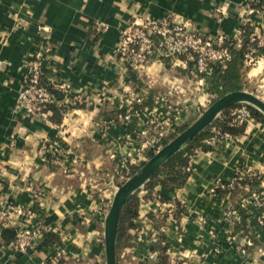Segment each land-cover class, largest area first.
Wrapping results in <instances>:
<instances>
[{
    "label": "crops",
    "instance_id": "1",
    "mask_svg": "<svg viewBox=\"0 0 264 264\" xmlns=\"http://www.w3.org/2000/svg\"><path fill=\"white\" fill-rule=\"evenodd\" d=\"M164 18L205 38L234 39L248 29L256 53L252 65L243 64V91L264 102V0H0V264H105L104 221L116 187L138 166L146 122L169 120L176 135L212 100L181 62L152 59L129 69L117 57L129 22ZM32 62L48 83L67 86L63 113L14 112ZM142 90L173 93L168 104L130 112ZM187 171L179 188L133 193L137 217L116 248V264H264V195L259 204L247 201L237 225L229 211L248 196L222 188L252 171L264 189V126L250 116L242 134L195 150ZM169 206L172 217L164 213ZM25 229L37 234L18 252L13 242ZM5 230L15 239L3 240ZM157 244L165 247L163 263L147 260Z\"/></svg>",
    "mask_w": 264,
    "mask_h": 264
},
{
    "label": "built area",
    "instance_id": "2",
    "mask_svg": "<svg viewBox=\"0 0 264 264\" xmlns=\"http://www.w3.org/2000/svg\"><path fill=\"white\" fill-rule=\"evenodd\" d=\"M215 12H220V9H215ZM253 43V40H250ZM240 47L241 36L234 39L226 38L225 36H217L215 38H205L197 32L188 28L185 24L174 23L172 20L164 18L161 20H133L123 27L120 31L119 40L116 47V55L119 60L129 69H135L145 65L150 60H158L161 62L177 63L181 62L188 67L191 66V74L193 76L207 75L210 72L212 64H218L225 68L226 64L231 60L229 46ZM256 53L254 46L248 47L246 63L251 65L254 63L253 56ZM44 75L36 62H32L27 66V71L22 76L21 89L14 103V112L22 117H34L37 114H45L50 112V105H65L63 96L66 95L68 88L64 84L52 85L54 90L58 92V96L52 94L46 86L42 84ZM202 82V79H200ZM147 90H142L141 94H146ZM172 90L167 91L165 95L155 93L152 96L154 104H168L167 96L172 94ZM140 95V94H139ZM143 96H137L133 101L141 102ZM155 107V106H154ZM229 115L232 118V124H245L250 117L247 104H239L229 109ZM105 127V124H101ZM108 125V124H107ZM175 128L169 120L159 121L158 117L151 116L146 122V128L141 132L144 137V147L138 152L139 158L136 165L145 162L149 155L145 154L144 150L149 153H156L160 146L158 142L174 133ZM217 130L213 129V136L205 139L203 142L214 146L220 140L218 139ZM223 138V137H222ZM60 149H54L55 156L60 155ZM140 159V160H139ZM126 166V162H124ZM240 177L253 178L257 176L255 172L246 171L238 172ZM233 180L222 187H231ZM245 191L248 187L245 186ZM264 195V189L260 192H252L245 199L240 200L242 207H245L247 201H252L256 204L260 203L261 196ZM0 211V219L4 216ZM13 212L19 216L24 215L27 218L32 216L31 210H23L15 208ZM175 209L169 206L164 213L172 217ZM229 214L237 216L234 209L229 211ZM37 231L25 229L19 232L13 242V247L18 252H25L31 241L35 238ZM138 239L139 236H138ZM147 260L156 261L157 253L152 251L149 253Z\"/></svg>",
    "mask_w": 264,
    "mask_h": 264
},
{
    "label": "trees",
    "instance_id": "3",
    "mask_svg": "<svg viewBox=\"0 0 264 264\" xmlns=\"http://www.w3.org/2000/svg\"><path fill=\"white\" fill-rule=\"evenodd\" d=\"M250 31L246 29L244 33L241 35V45L240 47H235L230 45L229 51L231 54V60L226 64L225 68H222L218 64H212L209 74L207 75H199L196 76L199 79H202L204 82V90L207 94L212 96H216L217 99L221 96L234 92V91H243L244 89V82H243V72L245 61L247 59L248 54V47L253 46L254 44L249 40ZM167 63V61H165ZM189 72L191 73V66L188 67ZM42 84L46 86V88L54 95L58 96V92L54 90L53 86L48 83L45 79H43ZM150 92L145 94V99L141 102H137L131 106L130 112L139 111L144 106L151 107L153 105L152 96L150 97ZM216 100V99H215ZM214 99L212 102L215 101ZM239 105V104H237ZM237 105L231 106L233 108ZM70 106L63 105H50L49 110L53 113H63L66 111ZM224 110L220 113L219 117L216 118L213 123L207 127L203 132H201L196 138L192 139L183 149L173 155L169 160H167L158 170L157 172L149 179L148 182L144 184L145 189L151 190L155 185H160L161 187H175L179 188L183 186L185 183L189 172L187 171L188 161L190 156L193 155L195 150H202L206 151L211 149V146L202 142L205 138H210L213 136V132L211 128L213 127L218 132V139H221L225 135H240L244 132L245 124L235 125L232 124V118L229 115V109ZM250 116L260 122L264 126V115H262L258 110L255 108L248 106ZM186 126L179 129V132L182 131ZM175 134H170L164 138H162L158 145L164 146L168 143ZM152 155V154H150ZM151 157V156H150ZM139 166H130L128 172L125 177H129L133 175L139 168ZM260 176H255L253 178L247 177H240L238 173H236L234 177V182L231 187H222L224 191L229 193L231 197L234 196L236 193H240L244 190L245 186L248 187V191L246 192V196H249L252 192H260L262 188L260 187ZM139 201L135 196H131L125 203L122 213L120 215L119 224H118V232H117V239H116V248L120 246V242L123 238H125L126 231L133 227V221L137 217ZM232 209H234L239 217V222H241V216H246V212L242 207L239 200L233 202ZM178 210V209H177ZM179 211V210H178ZM241 215V216H240ZM163 219L164 217H160ZM1 238L3 240H11L15 239V233L11 230H5L1 234ZM157 253V260L161 261V263L165 262V247L157 244L154 250ZM156 260V261H157Z\"/></svg>",
    "mask_w": 264,
    "mask_h": 264
},
{
    "label": "water",
    "instance_id": "4",
    "mask_svg": "<svg viewBox=\"0 0 264 264\" xmlns=\"http://www.w3.org/2000/svg\"><path fill=\"white\" fill-rule=\"evenodd\" d=\"M247 104L264 115V102L246 91L227 93L210 104L191 124L154 153L115 191L104 221L103 241L105 264H116V239L120 215L126 201L157 172L173 155L209 127L224 110L237 104Z\"/></svg>",
    "mask_w": 264,
    "mask_h": 264
},
{
    "label": "rangeland",
    "instance_id": "5",
    "mask_svg": "<svg viewBox=\"0 0 264 264\" xmlns=\"http://www.w3.org/2000/svg\"><path fill=\"white\" fill-rule=\"evenodd\" d=\"M251 65H252V64H251ZM195 77H196V76H195ZM196 78H197V77H196ZM213 99H214V100H215V99L217 100V97H216V96H213ZM213 99H212V100H213ZM212 100H211L210 104L213 103ZM210 104H208V105L206 106V108H207ZM248 106H249V105H248ZM206 108H205V109H206ZM198 117H199V116H198ZM195 120H196V119H195ZM190 124H191V123H190ZM187 126H188V125H187ZM187 126H186V127H187ZM184 129H185V128H184ZM180 132H181V131H180ZM180 132H178V133H180ZM178 133H177V134H178ZM177 134H176V135H177ZM176 135H175V136H176ZM175 136H174V137H175ZM161 147H162V146H161ZM161 147H160V148H161ZM150 154H151V152L149 153V156H148L147 160H148V159L150 158V156H152L154 153H152V155H150ZM147 160H146V161H147ZM146 161H145V162H146ZM145 162H143L142 164H144ZM142 164L138 165V166H139L138 168H140V167L142 166ZM135 167H136V166H135ZM131 176H132V175H131ZM131 176H129V177H125V176H124L122 182L119 183L118 186H117L116 188L118 189V187H119L123 182H125L128 178H130ZM117 189H116V190H117Z\"/></svg>",
    "mask_w": 264,
    "mask_h": 264
}]
</instances>
